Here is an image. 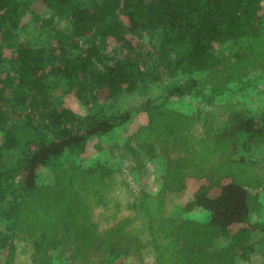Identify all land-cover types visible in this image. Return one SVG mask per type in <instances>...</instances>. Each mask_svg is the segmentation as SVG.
Here are the masks:
<instances>
[{"label":"trees","instance_id":"trees-1","mask_svg":"<svg viewBox=\"0 0 264 264\" xmlns=\"http://www.w3.org/2000/svg\"><path fill=\"white\" fill-rule=\"evenodd\" d=\"M37 6L45 7L47 16L37 14ZM26 16L35 25L36 41L20 38L19 32L27 27ZM262 38L264 0H0V66L6 69H0V261L22 240L26 242L21 252L23 264H52L53 253L64 239L72 241L64 249L79 264H113L120 256L136 263L144 249L139 237L119 235L117 228L99 230L91 220L96 206H89L84 194L86 200L79 197L80 192L73 195L75 214L73 208L66 210L74 182L71 178L57 193L56 201L52 191L38 187V171L51 160L65 154L81 156L92 138L131 119L130 111L101 119L79 118L52 99L53 92L61 88L63 94L74 95L89 108L114 104L135 93L148 96L139 109L148 115L151 126L144 128L153 135L146 150L151 154L161 150L159 155L170 159L169 153L180 146L169 138L178 124L167 119V102L191 94L205 97L198 78L205 74L217 79L222 64L227 65L213 55L216 47ZM233 56L235 62L241 58L238 52ZM162 78L172 84L163 88L159 98L150 91L154 84L163 87ZM244 80L236 84L240 89L246 87L248 78ZM222 83L216 94L226 90L228 77ZM155 117L161 118V126L152 129ZM252 120L235 115L214 134L221 164L226 159V166L205 168L187 162L178 152L179 160H170L176 167L164 176L161 189L177 190L183 177L196 173L206 177V184L194 193L188 208L206 212L208 221L167 220L161 199L154 202L160 205L159 219L166 233L160 242L158 264L249 260L253 252L250 235L261 233L264 237V220L251 217L259 207L253 194L254 180L232 172L228 155L235 151L231 125L246 127L250 130L246 143L264 148V116L260 123ZM221 167L226 169L224 175ZM96 169L77 166L66 174ZM186 169L188 172L182 173ZM96 173L106 174L102 169ZM107 173L110 176V171ZM212 192L217 193L212 196ZM36 203L46 205V223L41 219L36 222ZM29 209H33L31 214ZM79 213L87 225L69 222ZM218 236H227L229 246L214 247L212 241Z\"/></svg>","mask_w":264,"mask_h":264},{"label":"rangeland","instance_id":"rangeland-1","mask_svg":"<svg viewBox=\"0 0 264 264\" xmlns=\"http://www.w3.org/2000/svg\"><path fill=\"white\" fill-rule=\"evenodd\" d=\"M34 10L39 15L47 16L45 7L37 6ZM31 20L28 16L24 17L23 21L27 27H21L20 38L36 41L38 35ZM256 41L258 42L246 40L239 44L230 42L216 47L213 55L227 65L222 64L219 71L221 74L216 75L217 79L213 76L205 77V74L197 77L203 82L202 93L205 97L200 98L197 94H191L184 98L170 99L167 102V119L173 120L174 126L178 124L172 131L175 134H170L169 138L170 141L175 140L180 146L179 149H173L169 153L170 159L165 155H159L161 150L154 154L146 150L152 145L153 135L148 130L151 126V124L148 126V115L139 113V109L147 101L148 96L135 93L121 98L114 104L99 103L89 108L74 95L63 94L61 88L52 93V99L71 109L79 118L101 119L113 113L131 112V119L128 122L103 136L92 138L81 156L74 154L60 156L39 169L37 175L38 187L44 188L43 191L47 189L52 191L54 201L58 198L57 193L71 178L74 182L71 184L70 202L66 200L69 204L66 210L73 208L74 214L78 211L72 204L77 206L73 195H78L80 192L79 197L82 195V200L87 198L89 206H96L93 209L94 213H91V220L96 227H99V230L108 232L117 228L119 235L128 233L129 236L141 239L139 241L144 245V249L140 253V261L129 263L131 260L125 261V258L120 256L113 264H158L160 242L166 234L163 233L165 226L161 225L159 219L160 205L154 204L160 199L162 214L167 220L194 221L199 224H205L208 221L206 212L188 208L194 193L206 184V177H201L199 173L191 177H183L182 185L170 192L161 189L163 178L169 169L176 167L170 160H179L177 152L187 162H198L197 165H204L205 168L211 164L216 167L225 165L226 159L221 164L222 157L218 152L219 149L216 148L219 143L214 140V134L220 130L219 127L227 119H234L235 115H239L260 123L261 115L264 116V40L262 38ZM235 52L241 56L238 62H235L233 56ZM0 69L4 70L5 67L0 66ZM222 73H227L228 76ZM225 77H228L230 83L225 91L216 94L218 88L223 85ZM246 78H248L246 87L240 89V86L236 84L243 83ZM161 82L164 84L163 87H157L154 84L150 91L159 98H162L163 88L172 84V81L166 78H162ZM215 88L217 89L213 90ZM160 119L157 117L153 119L152 129L161 126ZM165 123L166 119L163 120L162 125ZM145 126L148 128L145 129ZM249 131L244 126L240 129L238 124L235 127L230 126L229 132L234 137L235 151L228 155V161L232 163V172L242 176L244 180L252 179L255 182L252 188H254L253 194H256L259 207L251 217L257 221L264 220V148L251 142L246 143L250 140ZM203 138L206 139L202 142ZM159 144L161 146L163 142ZM77 166L81 169H97L93 173L82 172L74 176L66 174L69 170L71 174L73 168ZM101 169L106 174L96 173ZM223 169L220 168L222 174L226 172V169ZM184 172H188L187 169L182 173ZM216 193L212 192L211 195ZM63 195L65 196L64 192ZM45 208L46 205L36 203V222L41 219L43 223H46ZM155 208L157 210H154ZM32 211L33 209H29L27 212L31 214ZM82 217L83 215L79 213L69 222L75 221L78 226H85L87 223L85 221L83 223ZM123 219L124 221L121 222ZM250 237L253 252L249 260L235 258L234 264H264L263 235L251 233ZM62 241V247L53 253L52 264L81 263L78 260L72 261L71 254L65 252L64 247L70 246L72 241L65 239ZM229 241L227 236H218L212 242L214 247L224 249L229 246ZM17 242L19 241H16V244ZM25 243L22 240L21 243L15 244V249L6 252L0 264H23L21 252ZM91 261L96 262L94 259ZM226 262L230 264L228 260Z\"/></svg>","mask_w":264,"mask_h":264}]
</instances>
